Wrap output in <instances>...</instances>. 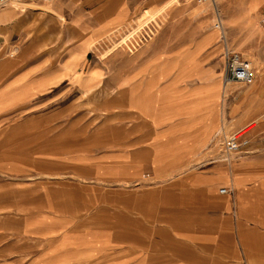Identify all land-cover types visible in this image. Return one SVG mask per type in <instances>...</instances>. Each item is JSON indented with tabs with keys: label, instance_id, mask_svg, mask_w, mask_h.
Here are the masks:
<instances>
[{
	"label": "crops",
	"instance_id": "1",
	"mask_svg": "<svg viewBox=\"0 0 264 264\" xmlns=\"http://www.w3.org/2000/svg\"><path fill=\"white\" fill-rule=\"evenodd\" d=\"M94 2L92 17L79 16L85 17L79 23L85 22L86 29L71 22L63 56L54 59L41 46L46 71L37 73L34 64L25 73L17 61L20 70L0 73V113L21 108L23 99L39 96L42 89L47 95L58 89L62 98L109 90L118 128L141 133L103 154L112 167L108 178L118 183L133 179L131 164L148 163L147 176L155 181L141 182L169 184L149 193L160 195L149 204L164 210V217L124 220L120 226L125 230L104 238L99 230L93 235L74 230L67 215H24L21 202L12 198L7 203L0 181V264H264V125L251 133L249 155L188 170L204 161L226 121L224 42L213 26L216 14L214 20L210 13L193 11V24H163L145 43L129 49L132 53L117 48L86 68V46L124 27L135 13L142 15L149 0ZM221 5L225 34L231 12L232 20L246 29L260 25L264 32V0H224ZM17 11L12 4L0 8V67L8 64V48L20 47L6 43L22 38L29 27ZM87 23L94 26L88 29ZM3 174L0 170V179ZM219 186L226 188V196L219 194ZM137 226L139 231L132 229Z\"/></svg>",
	"mask_w": 264,
	"mask_h": 264
},
{
	"label": "rangeland",
	"instance_id": "2",
	"mask_svg": "<svg viewBox=\"0 0 264 264\" xmlns=\"http://www.w3.org/2000/svg\"><path fill=\"white\" fill-rule=\"evenodd\" d=\"M20 1L22 4L17 12L27 18L25 23L29 27L22 38L6 43V46L20 47L8 48V64L0 67V73L20 70V65L15 66L17 61L25 73H30L34 64L33 68L39 65L37 73L46 71L47 61L41 64L44 57L41 46L49 48L48 53L54 59L63 56L69 44L64 37L70 31L71 22L80 25L82 30L86 29L85 22L79 23L85 17L79 16L90 14L92 17L96 8L94 0ZM222 1L219 0L221 4ZM220 3L218 7L222 8ZM143 9L142 15L135 17V13L124 27L113 30L93 46H86V68L93 67L95 61L103 60L117 48L132 53L129 49L134 50L145 43L163 24H193V11L210 13L212 19H216L214 8L198 5L195 0H149ZM58 10L66 17L60 18ZM231 14L229 18L226 16L224 23L226 42L232 50L250 59L258 74L250 87L231 83L226 92L222 91L227 108L221 132L246 125L264 112V32L260 25H255V29L250 27L252 30L246 29L232 20ZM87 25L88 29L94 26L93 23ZM31 46L38 51L32 50ZM51 91L47 95L46 89H42L39 96L23 99L21 108L0 113V124H4L0 131V170L4 172L0 181L7 193V203L10 204L12 198L21 202L24 215L43 212L56 217L70 216L74 230L91 235L99 230L104 238H110L111 232L116 233L117 229L125 230L126 227L120 226L126 224L124 220H144L159 217L160 213L164 217V210L160 212L149 204L160 195L149 193L169 184L149 183L155 180L147 176L151 170L148 163L131 164L135 170L133 179L118 183L108 178L112 167L102 160L103 154L110 152L118 142H125L141 133L126 130L125 126L118 128L116 118H112L116 109L111 92L98 88L62 98V91L56 89L54 94ZM52 94L54 98H50ZM259 125L264 123L256 122L254 129ZM221 132H216L211 150L203 156L204 161L194 163L188 170H197L214 161L226 165L224 156H221ZM244 151L247 152L233 156L231 160L249 155L251 150L248 146ZM143 175L149 181L141 182L145 179ZM124 182L129 183L125 185ZM219 194L226 196L227 193L222 194L219 190ZM132 229L139 231L141 228Z\"/></svg>",
	"mask_w": 264,
	"mask_h": 264
},
{
	"label": "built area",
	"instance_id": "3",
	"mask_svg": "<svg viewBox=\"0 0 264 264\" xmlns=\"http://www.w3.org/2000/svg\"><path fill=\"white\" fill-rule=\"evenodd\" d=\"M11 0H0V8L7 5ZM198 5H209L214 8L217 19L214 23V29L218 30L223 38L224 50H223V73H222V89L226 92L231 83L251 86L255 83L257 78L258 70L254 66L250 59H246L242 54L232 50L226 42V36L223 32V25L219 17V0H195ZM264 24V20H261ZM264 123V112L261 113L258 118L254 119L246 125L240 126L239 128L221 132V153L222 157L226 162H230L231 157L237 156L249 146L251 141V133L255 127V123ZM143 175L142 178H145ZM220 192L226 193V188L220 189Z\"/></svg>",
	"mask_w": 264,
	"mask_h": 264
},
{
	"label": "bare ground",
	"instance_id": "4",
	"mask_svg": "<svg viewBox=\"0 0 264 264\" xmlns=\"http://www.w3.org/2000/svg\"><path fill=\"white\" fill-rule=\"evenodd\" d=\"M12 4H13V6L15 7V8H19L20 6H21V1L20 0H15L14 2H12Z\"/></svg>",
	"mask_w": 264,
	"mask_h": 264
}]
</instances>
